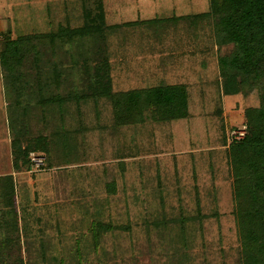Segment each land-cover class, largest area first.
Wrapping results in <instances>:
<instances>
[{
	"label": "rangeland",
	"instance_id": "374dc122",
	"mask_svg": "<svg viewBox=\"0 0 264 264\" xmlns=\"http://www.w3.org/2000/svg\"><path fill=\"white\" fill-rule=\"evenodd\" d=\"M102 4L106 24L141 21L107 32L113 90L183 83L195 119L172 123L170 143L148 123L113 125L107 105L98 111L90 100L55 108L41 101L34 105L36 95L30 93L15 106L4 94L0 68V176L10 175L15 209L0 213V224L14 240L10 252L22 264H239L220 136L225 147L235 139L231 131H245L243 108L256 99L221 96V124L211 121L215 56L227 54L231 45L212 55H180V23L145 22L205 11L208 0ZM81 21V0H0V37L76 27ZM94 41L60 43L53 55L47 43L37 46L42 78L48 79L54 65L62 72L61 89L44 87V94L84 89L79 66L94 57L100 45ZM22 109L28 115L21 120ZM17 128L27 136H46L47 151H34L42 157L38 168H12L9 140ZM1 204L0 198L4 209Z\"/></svg>",
	"mask_w": 264,
	"mask_h": 264
},
{
	"label": "trees",
	"instance_id": "16d2710c",
	"mask_svg": "<svg viewBox=\"0 0 264 264\" xmlns=\"http://www.w3.org/2000/svg\"><path fill=\"white\" fill-rule=\"evenodd\" d=\"M81 15V24L76 27L64 24L44 33H29L13 38L3 34L0 37V68L5 96L11 98L15 106H19L25 98L30 99V93L36 95L32 99L34 105L41 101L42 106L54 103L57 108L65 102L74 101L78 105L90 100L93 108L101 111L106 104L113 125L148 123L160 130L167 141L173 142L170 125L195 119L190 111L195 105H191L185 84L158 81L146 87L117 91L112 88L104 43L107 32L114 30L117 33L121 27L137 25L141 21L106 24L102 0H81ZM155 21L181 24L180 34L183 31L184 34L179 46L180 55H212L214 49L231 45L227 54L214 55L217 76L213 78L216 95L211 99V121L213 117L221 124V96L239 94L256 99L254 104L243 108V136L231 140L224 147V135L221 134L220 142L231 179L230 214L238 244V263L264 264V0H208L205 11L145 20L148 24ZM78 39H84L87 43L93 39L96 40L94 43L100 44L95 47L94 57L89 60L83 58L79 66L83 73L84 89L80 92L75 89L74 92L44 94V87L61 89L62 72L54 65L48 79L42 78L39 65L41 50L37 46L42 47L47 43L53 55L55 46L71 44ZM75 62L72 61L73 66ZM26 68H32L33 73L28 74L30 71ZM27 75L33 79L34 85L29 86ZM19 114L22 120L28 112L22 109ZM13 133L9 140L13 169L30 165L29 152L47 151L46 136H27L20 128ZM110 185H113V181L108 183V187ZM0 198L4 207L0 213H15L13 184L9 174L0 176ZM13 242L0 224V264H22V258L16 252H10L14 251Z\"/></svg>",
	"mask_w": 264,
	"mask_h": 264
},
{
	"label": "built area",
	"instance_id": "2783aa9c",
	"mask_svg": "<svg viewBox=\"0 0 264 264\" xmlns=\"http://www.w3.org/2000/svg\"><path fill=\"white\" fill-rule=\"evenodd\" d=\"M243 133L244 130H234L231 131L230 135L232 136V138L238 139L243 136ZM28 158L30 161V166L33 168H38L42 164V157L33 152L28 153Z\"/></svg>",
	"mask_w": 264,
	"mask_h": 264
}]
</instances>
